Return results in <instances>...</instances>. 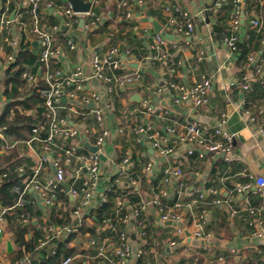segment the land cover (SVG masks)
<instances>
[{
	"label": "crops",
	"instance_id": "0c3cea01",
	"mask_svg": "<svg viewBox=\"0 0 264 264\" xmlns=\"http://www.w3.org/2000/svg\"><path fill=\"white\" fill-rule=\"evenodd\" d=\"M50 1L54 8H42L40 16L51 30L57 27L56 43L60 28L68 30V36L74 37L75 43L81 45L77 51L67 49L64 59H60L62 67L67 68V73L81 67L83 73L89 76L92 54L104 53L114 46L128 48L132 54L136 51L128 61L139 63L138 69L143 72L141 81L131 87L119 89L115 110L107 108L105 103L99 105L108 118L111 134L102 149V179L97 189L98 194L106 193L114 185L121 162L129 154L132 160L130 173L136 176L139 184L128 194L136 192L140 201L144 198L148 203L143 213L145 227L139 228L140 231L145 230L146 235L143 238L139 236L137 220L133 222L131 229L135 254L140 246L144 250L141 258L133 257L132 264H264V237L257 238L254 235L259 229L257 220L264 218V200L256 192L255 181L243 175L244 170H248L255 176L264 177V136L260 132L264 130V0H243L239 5L241 21L236 28L233 25L238 6L235 0L230 14L223 10L217 13L228 0H224L220 6H216L220 0H142L133 9L134 20L130 22V27L123 28L118 23L123 20L124 16L121 14L117 22L109 24L106 20L103 27L94 33L86 32L80 22L78 29L67 27L63 11L70 3L67 0ZM26 2L27 0H9L2 7L9 8V16L14 21L15 34L21 46L31 42L34 47L29 48L30 52L38 53L40 45L35 40L31 41L21 26V23H27V17L30 18L26 12ZM111 4L118 8L120 6L119 0H100L93 11L102 5L103 15L109 13L112 16ZM162 4L188 12L195 26L194 32L184 38L179 36L175 31L176 25L170 23L173 19L178 20L177 14L164 11ZM148 12L162 24L164 31L175 36L174 41L169 40L163 48H149L152 44L150 37L155 34L152 25L145 22ZM13 13L15 16L12 19ZM85 19L88 21L89 18ZM254 19L262 23L261 31L251 25ZM215 28H223L226 33L221 34ZM227 35H235L241 42H250L251 53L241 57L242 54L232 51L225 42ZM166 49L170 52L169 57L163 61L153 59L166 52ZM8 52H11L10 48L4 53L0 52V58H4ZM133 71L135 69L128 67L124 73ZM243 76L249 78L250 89L247 91L241 86ZM203 78H211L214 84L209 104L194 108L187 102H175L177 93L170 87L171 82L191 87ZM86 86L98 92L104 90L103 84L96 79L87 81ZM135 95L141 101H134ZM145 104L150 111L144 108ZM32 114H36L35 110ZM223 114L227 115L225 129L236 134L232 149L226 155L218 152H206L203 158L189 155V146L178 138L182 128L189 123L198 122L212 133L221 124ZM73 118L79 120L81 117ZM140 125L152 126L167 140V145L173 148L174 153L166 157L165 162L158 160L160 155L151 148L144 136L136 134L135 130ZM169 128L175 130L174 136L168 134ZM120 129L124 132L119 133ZM28 141L30 139L25 143H12L9 146L0 140V152L7 154L6 148H16L19 156L26 160V165L32 168L39 164L41 153L40 147L30 146ZM226 158H230V162ZM148 164L153 165L151 173L145 171ZM170 167L182 168L186 174V191L182 195L177 191L178 180L164 182V171ZM53 174L52 167L44 165L40 179L45 182ZM242 184H249L251 189L237 196L235 189ZM192 190L195 191V200L188 198ZM212 191H216V194ZM64 193L65 196L60 198L56 207L63 212L69 209L72 202L66 188ZM201 193L206 197L205 202L204 197L199 198ZM157 195L165 197L164 205L168 210L179 214L180 221L173 224L162 222L158 208L152 202ZM119 199L115 201L114 218ZM216 199H220L222 204H214ZM36 200L40 211L41 199L36 196ZM122 201L124 205L125 202H130L125 198ZM199 203L206 209L204 215L199 214L196 208ZM252 211L256 214L253 215ZM52 213L53 210L50 216ZM199 216L206 219L204 226L199 225ZM87 224L92 231L77 235L72 247L79 248L80 251L75 254L79 255L84 264H103L101 259H96V251L88 242L91 238L100 242L106 240L113 250L117 245V230L102 228L103 224L95 221ZM176 226L183 227L185 235L176 236ZM12 232L9 224L3 244L5 252L7 239L11 240L15 251ZM186 232L191 234L189 242ZM196 232H202V237H195ZM29 237L28 235L27 238ZM64 239L66 238H60ZM172 240L177 242L175 247L170 245ZM13 253L6 252V264L15 263L9 258ZM36 259L39 263L38 257Z\"/></svg>",
	"mask_w": 264,
	"mask_h": 264
},
{
	"label": "built area",
	"instance_id": "2783aa9c",
	"mask_svg": "<svg viewBox=\"0 0 264 264\" xmlns=\"http://www.w3.org/2000/svg\"><path fill=\"white\" fill-rule=\"evenodd\" d=\"M84 1L87 2L89 0ZM242 1L235 0L238 5L233 20L235 28L241 21L239 5ZM142 2V0H138V4ZM223 2L224 0H220L216 6L222 5ZM3 3L8 4L9 0H0V52L4 53L7 48H10L11 52L6 53L4 58H0V117L8 103L2 87V77L4 75L2 73L16 61L21 52V42L16 37L14 21L10 19L9 8L2 7ZM99 4L100 0H92L91 9L87 13H77L69 4L63 11L65 25L70 29H75L76 24L83 19V29L86 32H97L103 27L107 19L103 14L98 15L93 11L94 7ZM120 6L128 8L125 18L129 22H133L134 12L129 2L124 1ZM25 8L30 15L31 21L28 24L21 23V26L23 31L30 36L31 41L35 40L40 45L38 62L43 66L41 78L47 84V87L39 90L43 98V102L38 109L42 120L33 128L32 136L30 141H28V145L40 147L41 159L38 165L30 168V173L24 165H17L14 168V171L22 179L11 186V191L17 197L15 205L12 207H0V264H6V252L3 244L9 225L8 216L16 209L23 210L27 202L26 197L29 194L34 198L37 196L41 199L40 213H42L46 231L41 246L60 240L61 237L67 238L71 234L80 235V227L84 223L93 221V218L90 217V212L108 202V194L105 192L98 194L97 191L102 179V149L111 134L108 118L99 105L105 103L107 108L116 109L119 89L131 87L141 81L143 77V72L139 69L132 73H124V70L128 68L125 60L132 58L133 54L128 48L115 46L104 53L97 52L92 54L90 59L91 74L89 76L83 73L81 67L74 68L70 74L67 73V68L65 67L54 68L53 62L60 61L61 57L65 56L67 49L77 51L81 48V45L76 44L72 40L67 43L66 48L58 46L56 43L55 30H57V27L51 30L40 16L42 8H54L52 1L27 0ZM162 9L166 12L179 14L182 17V21L177 19L170 21L171 24L174 23L176 25L175 31L179 36L184 38L194 32L195 26L188 12L179 7L172 8L170 5H162ZM85 18H89V21L87 22ZM251 25L258 31L262 30V23L258 19L252 20ZM150 39L152 41L149 47L151 50L163 48L169 43V40L161 34L154 35ZM262 39L264 40V32H262ZM225 42L232 51H236L238 38L235 35L226 36ZM166 50V52L155 56L153 59L155 61H163L169 57L170 52L168 49ZM24 78L29 83L38 80L35 74L29 72L24 73ZM91 79L101 82L104 90L98 92L88 88L86 82ZM249 83L248 76H243L241 86L244 90L250 89ZM170 87L177 93L176 103L187 102L194 108H199L209 104L214 84L211 78H203L191 87L172 82ZM64 98L66 102L63 101ZM144 108L150 111L148 105L145 104ZM35 112L37 113L36 110ZM73 116H80L81 118L78 120L73 118ZM226 117V114L221 116V124L212 133H209L207 128L198 122H192L184 126L178 138L189 146L187 153L189 155H198L200 158H203L206 152H218L226 155L232 149L236 138L235 133L225 129ZM253 121H255L254 118ZM5 131L6 128L0 126V140L3 142L7 141ZM123 132V129L119 130V133ZM135 132L141 137L144 136L145 140L151 144V148L158 155L168 157L174 153L173 148L167 145V140L152 126L140 125ZM260 132L264 136V130H260ZM174 133V129H168L170 136H174ZM25 142L23 141L22 143ZM85 143L98 148V151H90L85 147ZM226 160L230 162V158H226ZM44 165H50L54 170V174L48 180L42 182L40 178ZM131 165V156L126 154L115 178L116 186L125 193L133 191L139 184L136 176L130 173ZM152 169L153 165L148 164L145 171L151 173ZM8 173L9 171L2 176L4 177ZM164 174L165 183H172L173 180H178L177 191L179 195L186 191V174L182 168L170 167L164 171ZM243 175L255 181L256 192L264 200V177L255 176L248 170H244ZM64 183L70 185V190L67 191V194L72 199L68 209L72 211V223L63 227L48 225L47 222L53 208L57 207L58 201L61 200L59 195L65 191ZM250 189L251 186L249 184H242L236 187L235 192L238 196L248 192ZM110 190L111 188H108L106 192ZM212 192L216 194V191ZM203 196L204 193L199 194V198L202 199ZM152 202L158 208L162 222L173 224L181 220L179 214L167 209L163 203L162 195H157ZM214 204L221 205L222 202L220 199H216ZM178 205L180 206V204ZM147 206L148 203L142 198L135 209L130 207V211L125 213L126 206L122 199H119L115 219L106 218L103 220L102 225V228H108L111 231H116L119 224L122 226V229L117 234V245L111 250L106 240L100 242L91 238L88 244L95 249L96 259H101L104 262L103 264H132L134 256L141 258L144 255V250L141 246L135 254L131 229L135 220H137L138 229H144L145 219L143 218V213L146 211ZM189 206L191 207L192 205L189 204ZM252 214L255 215L256 213L252 211ZM21 218L24 223L28 222V217L25 214H22ZM197 221L200 226H204L207 223L203 216H199ZM256 225L259 229L254 235L257 238H263L264 218L257 220ZM145 235L146 231H140L139 229V236L143 238ZM175 235H185L184 228L176 226ZM202 235V232L195 233V237L198 238L202 237ZM170 245L175 247L177 242L172 240ZM79 259V255L74 254L64 258L60 264H79ZM34 260H37L35 256L25 252L24 256L14 264H33Z\"/></svg>",
	"mask_w": 264,
	"mask_h": 264
},
{
	"label": "trees",
	"instance_id": "16d2710c",
	"mask_svg": "<svg viewBox=\"0 0 264 264\" xmlns=\"http://www.w3.org/2000/svg\"><path fill=\"white\" fill-rule=\"evenodd\" d=\"M124 1L129 2L132 10L139 5L138 0H119L120 4ZM224 4L223 7L219 8L217 13L223 10L230 14L233 8V0H228V2L225 5ZM102 8L103 6L100 5L96 8L97 12H95L97 14L102 13ZM111 9L113 13L112 16L109 13L106 14V16L104 15L109 24L117 22L118 17L122 14V16H124L123 20L118 23L121 24V27L123 28L130 27V22L125 18L128 10L127 7L119 6L118 8L117 6H113ZM177 16L178 20L182 21V17L178 14ZM25 21L30 23L31 18L27 17ZM78 24L79 23L76 24L75 29L79 28ZM67 31H63L59 28V31L57 32L58 46H64L66 48L67 43L72 39L74 40V37L68 36ZM215 31H218L221 34L222 32L223 34L226 33V30L223 28H215ZM136 38L138 37L136 36ZM250 38H252V35H250ZM249 43L250 42H241L240 40L237 42L236 51L242 54L241 57H245L251 53ZM30 47H34V44L31 42L25 46H21L22 51L18 58L4 72L2 77L4 96L8 100V103L0 117V126L6 128L5 134L7 142L5 143H8L9 146L12 143H22L23 141L30 139L33 128L42 120V116L38 109L40 104L43 102V98L39 90L43 87H47V84L41 78V75H39V71L42 70L43 66L38 62V53L30 52ZM133 54H136V51H133ZM62 66L63 63L61 61L53 62L54 68L60 69ZM25 72L35 74V76L38 77V80L36 82L29 83L24 78ZM34 110L37 111L35 115L32 114V111ZM1 147L2 145L0 144V149ZM6 150L7 154H1L0 152V207H12L16 203L17 197L16 194L11 191V186L13 183L21 181L22 178L14 171L15 166L24 165L26 166V169H28V172H31L30 168L25 165L26 160L19 156L16 148L9 147L6 148ZM8 171L9 173L3 177L2 175ZM110 188L111 190L106 192L108 194V202L90 212V217L93 218V221L100 225L103 224V220L106 218L115 219V201L117 199L120 198L124 200L125 198L130 201L129 207L132 209H135L140 203V198L135 194L136 192L133 195H129L119 189L115 183ZM189 193L191 196L188 198L195 200V191L192 190ZM61 195L65 196V193H61L59 195L60 198L62 197ZM203 197L205 202V195ZM164 199L165 197H163V200ZM26 201L27 202L25 203L23 210L16 209L11 212L10 216H8V222L13 230L11 239L15 245V251L12 256H9V258L16 262L24 256L25 252H29L36 258L38 257V264H60L64 258L74 255L76 252L80 251L79 248L76 249L72 247V242L77 237L76 233L69 235L64 240H55L46 246H41V242L44 240V236L46 234L42 213H39L40 211L37 200L31 196V194L26 197ZM196 208L199 211V214L204 215L206 210L205 207L201 206L199 203ZM129 211L130 209L125 207V213ZM22 214H25L28 217L27 223L23 222L21 218ZM72 220L73 216L71 210L63 212L59 208L55 207L53 208V213L49 217L47 224L63 227L71 224ZM88 227V224L84 223L79 229L80 233L85 234L87 231H92ZM121 229L122 226L120 224L117 225V234ZM28 235L30 236L29 238H27ZM53 252L54 254H52ZM78 263L84 264V261L79 259Z\"/></svg>",
	"mask_w": 264,
	"mask_h": 264
},
{
	"label": "water",
	"instance_id": "95a60500",
	"mask_svg": "<svg viewBox=\"0 0 264 264\" xmlns=\"http://www.w3.org/2000/svg\"><path fill=\"white\" fill-rule=\"evenodd\" d=\"M67 1L71 4V6L73 7V10L75 12H77V13H87L91 9L92 0H89L87 2H85L83 0H67ZM14 16H15V14L13 13L11 15V18L13 19ZM242 17H244V14H242ZM145 22L150 23L152 25L153 33L155 35L161 34L166 39H168L170 41H174L175 36H173L171 34H168L166 31H164L162 24L158 20H156L155 18H153L151 16V12H148L147 13V17L145 19ZM80 23H81L80 25L83 26L84 25V20L81 19ZM63 59L64 58L61 57V60H63ZM125 64L128 67L133 68L135 70L138 69V67H139V63H137V62H131V61H128V60H125ZM39 73H40V71H39ZM133 100L134 101H141V98H139V96H136L135 95V96H133ZM63 101L66 102V99L64 98ZM85 147L88 148L92 152H97L98 151V148L93 147V146L89 145L88 143H85ZM152 152H154V151H152ZM158 160L161 161V162H165L166 161V157L159 156L158 157ZM63 185H64V187L66 188L67 191L70 190V185L68 183H64ZM129 204H130L129 202H125V206H129ZM132 236H134V234H132ZM186 236L188 237V242H189L190 241L191 234L189 232H186ZM6 243H7V247H6L7 254H12L14 252V246H13L11 240H8L7 239L6 240ZM33 264H38V261L37 260H34L33 261Z\"/></svg>",
	"mask_w": 264,
	"mask_h": 264
}]
</instances>
